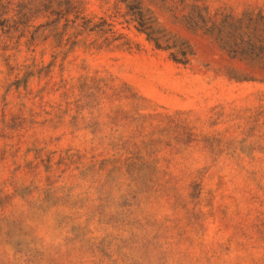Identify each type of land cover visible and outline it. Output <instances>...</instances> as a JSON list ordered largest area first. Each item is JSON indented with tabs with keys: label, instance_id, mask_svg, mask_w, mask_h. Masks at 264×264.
Segmentation results:
<instances>
[{
	"label": "rangeland",
	"instance_id": "1",
	"mask_svg": "<svg viewBox=\"0 0 264 264\" xmlns=\"http://www.w3.org/2000/svg\"><path fill=\"white\" fill-rule=\"evenodd\" d=\"M0 264H264V0H0Z\"/></svg>",
	"mask_w": 264,
	"mask_h": 264
}]
</instances>
